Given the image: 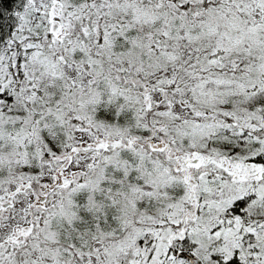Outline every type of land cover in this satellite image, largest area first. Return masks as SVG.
Returning a JSON list of instances; mask_svg holds the SVG:
<instances>
[{"label":"snow or ice","instance_id":"1","mask_svg":"<svg viewBox=\"0 0 264 264\" xmlns=\"http://www.w3.org/2000/svg\"><path fill=\"white\" fill-rule=\"evenodd\" d=\"M0 264H264V0H0Z\"/></svg>","mask_w":264,"mask_h":264}]
</instances>
